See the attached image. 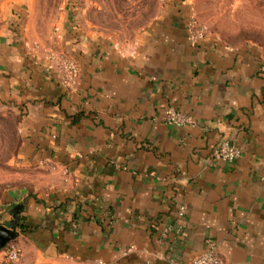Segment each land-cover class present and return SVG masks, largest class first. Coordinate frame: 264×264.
<instances>
[{
    "label": "crops",
    "instance_id": "1",
    "mask_svg": "<svg viewBox=\"0 0 264 264\" xmlns=\"http://www.w3.org/2000/svg\"><path fill=\"white\" fill-rule=\"evenodd\" d=\"M164 17L129 48L61 32L78 65L69 82L0 36V102L19 115L16 157L33 169L10 193L29 226L15 228V264L187 263L207 239L225 264H264L260 52L193 43ZM167 107L194 124L167 125ZM223 139L236 161L213 157Z\"/></svg>",
    "mask_w": 264,
    "mask_h": 264
},
{
    "label": "rangeland",
    "instance_id": "2",
    "mask_svg": "<svg viewBox=\"0 0 264 264\" xmlns=\"http://www.w3.org/2000/svg\"><path fill=\"white\" fill-rule=\"evenodd\" d=\"M164 16L184 20L186 31L189 27L203 37L254 45L264 64V0H0V36L8 34L24 52L57 63L65 59L61 32L129 48ZM18 121V113L0 102V225L5 227L19 204L10 193L27 187L33 175L32 167L16 157ZM16 261L7 259L5 246L0 249V264Z\"/></svg>",
    "mask_w": 264,
    "mask_h": 264
},
{
    "label": "built area",
    "instance_id": "3",
    "mask_svg": "<svg viewBox=\"0 0 264 264\" xmlns=\"http://www.w3.org/2000/svg\"><path fill=\"white\" fill-rule=\"evenodd\" d=\"M187 34L189 40L193 43L198 42L203 38L201 33L191 31L188 27ZM57 68L62 74L63 82H69L78 72L77 63L72 60L65 58L57 62ZM164 121L167 125L173 127H182L185 125L194 124L193 119L185 112L177 110L173 107H167L164 113ZM212 155L215 158L221 159L226 162L236 161L240 155L241 150L239 147L235 146L229 139H223L217 143V145L212 150ZM183 211V207H179V212ZM178 231V229L176 230ZM6 257L10 262H14L19 258V249L15 243L12 241L5 245ZM168 264H225L221 255L216 251L215 245L209 240H206L205 249L197 255L194 259L187 263H176L170 261Z\"/></svg>",
    "mask_w": 264,
    "mask_h": 264
},
{
    "label": "water",
    "instance_id": "4",
    "mask_svg": "<svg viewBox=\"0 0 264 264\" xmlns=\"http://www.w3.org/2000/svg\"><path fill=\"white\" fill-rule=\"evenodd\" d=\"M21 208L20 204H17L13 207L12 217L13 219L10 222L9 227L0 225V249H2L8 242L12 241L17 236L16 227V213L18 209Z\"/></svg>",
    "mask_w": 264,
    "mask_h": 264
},
{
    "label": "trees",
    "instance_id": "5",
    "mask_svg": "<svg viewBox=\"0 0 264 264\" xmlns=\"http://www.w3.org/2000/svg\"><path fill=\"white\" fill-rule=\"evenodd\" d=\"M21 208H19L16 213L17 217H16V227L15 228H18L21 232H24L29 228V226L23 222V217L20 216Z\"/></svg>",
    "mask_w": 264,
    "mask_h": 264
}]
</instances>
